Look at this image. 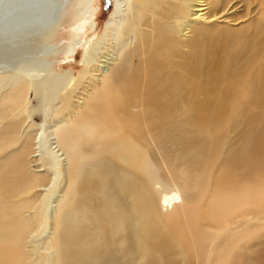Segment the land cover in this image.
<instances>
[{"label": "bare ground", "instance_id": "6f19581e", "mask_svg": "<svg viewBox=\"0 0 264 264\" xmlns=\"http://www.w3.org/2000/svg\"><path fill=\"white\" fill-rule=\"evenodd\" d=\"M53 1L0 0V39H12L16 34L28 42V36L34 38L40 31L47 35L61 8ZM113 1L114 10L100 39L87 53L82 70V80L92 71L101 77L93 78L95 82L88 90L92 118L79 121L74 112L66 121L57 112L53 115L54 133L62 132L61 123H65L70 143L82 134L95 139L86 150L57 139L65 154L63 183L53 181L45 158L31 151L32 141L21 138L17 121L10 131L15 136L0 130V264H197V255L202 254L200 233L205 240H213L206 264H213L217 253L224 258L222 264H246L235 261L233 251L252 235L248 230L253 221L249 219L259 220L264 215V132L253 130L229 149L211 179L227 122L212 112H202L194 100H189L193 122L203 133L171 158L164 144L167 131L156 134L159 130L153 132L152 123L143 122V109L151 104L135 114L130 110L156 96H174L161 87L153 89L154 93L149 90L150 66L159 64L164 66L155 71L160 84L178 83L184 73L191 72L187 78L190 91L205 94L212 85L217 93L214 101L226 102L225 81L233 78L232 85L239 82L258 62L263 0ZM256 16L253 34L237 36L223 68L200 89L198 82L203 79L197 69L203 53L198 54V49L203 32L207 48L219 34H237L233 23L249 22ZM215 22L217 27L209 32ZM107 41L122 45V50L97 66V45ZM179 41L187 48L186 54L172 63ZM131 52L143 57L138 67L144 72L126 69L124 64ZM180 60L187 68L180 67ZM100 67L107 69L101 71ZM207 73H212L211 62ZM10 75H0L1 118L17 106L26 112V97L39 85L38 81L24 84L26 78L20 73ZM257 75L260 86L255 102L264 99V68ZM72 80L73 76L68 82ZM240 98L247 101L245 95ZM217 110L224 111L221 106ZM174 128L175 134L182 132L180 119ZM34 160L42 162L40 174L29 169ZM10 165L13 171L6 170ZM12 174L19 177L14 184ZM55 176L59 177L57 173ZM52 184L59 188L54 206L51 197L41 200L49 195L43 191L50 190ZM10 197L16 198L13 207L7 203ZM205 198L208 201L202 210L201 199ZM23 209L29 214L19 213ZM227 224L237 227L231 229ZM40 227H48L50 233L42 238L36 233L42 234ZM238 229L244 230L235 235Z\"/></svg>", "mask_w": 264, "mask_h": 264}, {"label": "rangeland", "instance_id": "374dc122", "mask_svg": "<svg viewBox=\"0 0 264 264\" xmlns=\"http://www.w3.org/2000/svg\"><path fill=\"white\" fill-rule=\"evenodd\" d=\"M53 2H56L61 8L58 9V18L55 23L57 25L54 24V28L49 29L50 31L47 32V35L44 36L45 31H40L39 37L35 36L32 38V35L28 36V42H25L23 37L16 34L12 38L13 41L11 37L9 39L7 37L0 39V75H17L20 73L21 76L26 78L24 84L39 82V85L35 86L26 97V112L21 106H17L13 111L5 113L3 118L0 117V130L3 128L10 132L13 129L12 123L17 121L20 126L21 138L32 141L31 151H35L37 157L45 158L53 181L59 185V183H63L62 176L65 173V154L59 146L57 139H61L63 142L65 140L66 145L82 150L92 147L95 144V139L82 134L74 141V144L70 143L69 135L64 132L65 123H61L63 125L62 132L57 134L56 131L54 133L56 122L53 120V115L57 112L61 117L66 118V121L72 118L74 112H76L79 121H88L92 118L89 104L93 102H90L88 99V90L92 88V84L95 82L93 78L101 77L100 73L92 71L88 73V79L82 80V70L86 64L87 53H89L94 42L100 39L105 23L113 12L115 5L113 0H54ZM260 22L261 26L258 30L259 43L257 45L259 47L258 62L256 66L251 67L247 75L239 82L232 85L233 78L225 81L223 90L227 93L226 102L219 100L216 103L214 101L217 93L216 88L212 85L208 86L205 94L201 91H190L187 78L191 72L189 74L184 73V78L178 83L172 81L164 85L160 84L158 82L159 77L155 75V71L164 66L159 64L150 66L148 87H151V89L149 90L154 93L153 89L161 87L163 91L170 90L174 96L172 98H169L168 95L156 96L151 101H146L143 105L138 104L137 107H133L130 110L131 114H135L136 111L151 104L150 107L143 109V122L152 123L153 132L156 129L159 130L156 134L167 131L164 144L169 148L171 158H176L175 154L180 150H184L185 147H188L189 142L197 140L201 137V133H203L200 127L193 122V116L188 110L189 100H194V103L200 106L202 112H212L211 114L215 115L217 119L227 122L223 130L224 138L220 145L221 152L219 153V159L214 162V167L210 172L211 179L214 169L218 170L220 168L222 164L221 160L229 149L235 148L241 139L253 130L264 132V99L259 102L254 101L256 99V90L260 86L257 73L264 68V22ZM257 23V16L249 22L241 24L233 23V27L238 30L237 34H219L207 48H204L205 34L203 32L198 49V54L200 52L203 53L202 63L197 69L203 79L202 82H198L201 85L200 89L213 75L223 68L228 51L234 47L237 36L244 37L248 36L249 33L253 34ZM209 27V32L214 31L217 27V22L211 24ZM109 42L97 45L96 51L98 53L95 56H97L96 60L100 63L96 62L95 65L102 66L105 64L103 61L111 57L114 59L119 55L118 53L122 50V45ZM175 49L176 52L173 53L172 63L179 55L184 57L187 48L184 47L182 41H179L175 44ZM142 59L141 55L131 52L124 65L131 73L134 71L142 73L144 71H141L138 67ZM180 62L181 68H187L184 61L180 60ZM210 62L212 73L209 75L207 71L210 67ZM175 66L174 64L173 68ZM188 68L191 71L193 63H190ZM100 69L103 71L107 68L100 67ZM92 70H94V67ZM72 76L74 80L72 82L69 81L70 84L67 85L69 83L68 80ZM261 79L263 82L264 75L261 76ZM20 85L21 83L17 84V86ZM250 89L254 90L253 94L248 93ZM240 95H245L247 101L242 102ZM97 105L101 106V101H98ZM218 106H221L224 111H218ZM75 108L78 110H75ZM178 119L183 123V130L181 133L175 134L177 130L174 127ZM11 134L15 136V134ZM196 153L197 151L193 152V154ZM41 165L42 162L40 160H34L30 163L29 169L35 174H40L41 172L38 170L41 168ZM6 170L13 171L14 166H6ZM55 173L59 177H56ZM11 178L14 180L13 184L19 179L15 174H12ZM64 182L66 183V179ZM57 185L52 184L50 190L43 191V193L49 195H46L41 200L49 201L51 197L50 201L53 202L55 196L58 195L57 189L59 188H57ZM181 187L183 188V186ZM14 197H10L7 200V203L12 207L16 204V201H14L16 198ZM26 198L27 196L25 195L24 199L26 200ZM207 201L208 198L201 199L202 210L205 209ZM39 203L40 200L38 201V205ZM55 204L53 202V206ZM239 209L241 208L229 213L227 216H231ZM25 210L23 209L19 213H27ZM261 210L264 213V207ZM249 221H253L249 224L251 228L248 230L252 235L242 240L243 245L241 247L237 246L234 249L233 259L235 261L240 260L246 264H258L259 261L260 264H264L262 260L264 257V215L259 220L249 219ZM257 224H259L258 227L256 226ZM227 226L232 229L237 227V224L232 226L227 224ZM42 228L40 227V230ZM242 230L244 229H238L235 235L242 232ZM36 233L43 238L45 234L48 235L50 233V229L48 227L46 229L43 228L41 230L42 234L39 231H36ZM200 234L198 235V245L199 249L202 247V254L197 255L196 262L197 264H206V257L212 249L211 243L213 240H205ZM223 260L224 258L217 253L213 259V264H222Z\"/></svg>", "mask_w": 264, "mask_h": 264}]
</instances>
